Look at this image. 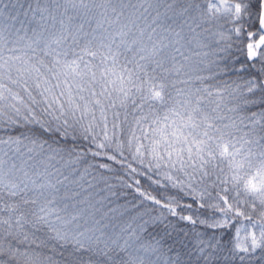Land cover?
Returning <instances> with one entry per match:
<instances>
[{"label":"snow or ice","instance_id":"snow-or-ice-1","mask_svg":"<svg viewBox=\"0 0 264 264\" xmlns=\"http://www.w3.org/2000/svg\"><path fill=\"white\" fill-rule=\"evenodd\" d=\"M0 264H264V0H0Z\"/></svg>","mask_w":264,"mask_h":264}]
</instances>
